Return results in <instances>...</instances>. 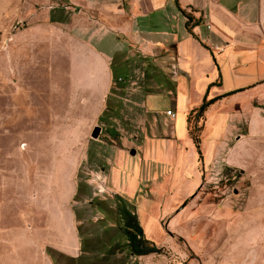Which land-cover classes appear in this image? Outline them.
Listing matches in <instances>:
<instances>
[{
	"label": "rangeland",
	"instance_id": "374dc122",
	"mask_svg": "<svg viewBox=\"0 0 264 264\" xmlns=\"http://www.w3.org/2000/svg\"><path fill=\"white\" fill-rule=\"evenodd\" d=\"M71 4L0 0V264H264V86L177 138L153 61L74 74Z\"/></svg>",
	"mask_w": 264,
	"mask_h": 264
},
{
	"label": "crops",
	"instance_id": "0c3cea01",
	"mask_svg": "<svg viewBox=\"0 0 264 264\" xmlns=\"http://www.w3.org/2000/svg\"><path fill=\"white\" fill-rule=\"evenodd\" d=\"M69 1L74 74L82 65L87 76L110 77L112 61L129 56L153 61L173 85L177 138L189 135L187 114L203 99L264 86V0Z\"/></svg>",
	"mask_w": 264,
	"mask_h": 264
},
{
	"label": "trees",
	"instance_id": "16d2710c",
	"mask_svg": "<svg viewBox=\"0 0 264 264\" xmlns=\"http://www.w3.org/2000/svg\"><path fill=\"white\" fill-rule=\"evenodd\" d=\"M187 16V20H186V24L187 26L189 25V20H190V15L189 14H186ZM211 101V99H203V101L200 103V105L197 107V108H193L191 109L188 114L191 112V111H195V114L196 116L197 115H200L201 112L204 110V108L206 107V105ZM187 114V124H188V118H189V115ZM196 140V139H195Z\"/></svg>",
	"mask_w": 264,
	"mask_h": 264
},
{
	"label": "water",
	"instance_id": "95a60500",
	"mask_svg": "<svg viewBox=\"0 0 264 264\" xmlns=\"http://www.w3.org/2000/svg\"><path fill=\"white\" fill-rule=\"evenodd\" d=\"M99 129H100V127H99L98 125H95V126L93 127V130H92L91 134H92L93 136H97V134H98V132H99ZM130 152H131V153H134V148H131V149H130Z\"/></svg>",
	"mask_w": 264,
	"mask_h": 264
},
{
	"label": "built area",
	"instance_id": "2783aa9c",
	"mask_svg": "<svg viewBox=\"0 0 264 264\" xmlns=\"http://www.w3.org/2000/svg\"><path fill=\"white\" fill-rule=\"evenodd\" d=\"M167 113H170L171 115L174 114V112H173L171 109H168V110H167Z\"/></svg>",
	"mask_w": 264,
	"mask_h": 264
}]
</instances>
